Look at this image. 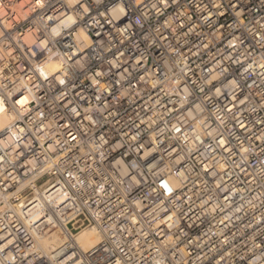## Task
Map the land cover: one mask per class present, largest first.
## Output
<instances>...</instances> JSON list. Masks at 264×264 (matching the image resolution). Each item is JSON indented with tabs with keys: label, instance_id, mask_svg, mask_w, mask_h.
<instances>
[{
	"label": "clouds",
	"instance_id": "obj_1",
	"mask_svg": "<svg viewBox=\"0 0 264 264\" xmlns=\"http://www.w3.org/2000/svg\"><path fill=\"white\" fill-rule=\"evenodd\" d=\"M0 264H264V0H0Z\"/></svg>",
	"mask_w": 264,
	"mask_h": 264
}]
</instances>
